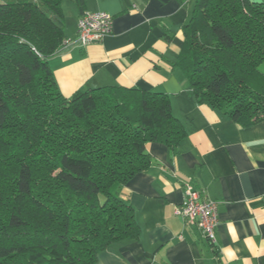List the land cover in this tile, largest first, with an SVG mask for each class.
<instances>
[{
	"label": "trees",
	"instance_id": "obj_1",
	"mask_svg": "<svg viewBox=\"0 0 264 264\" xmlns=\"http://www.w3.org/2000/svg\"><path fill=\"white\" fill-rule=\"evenodd\" d=\"M64 1L0 0V264H96L136 240L124 188L148 143L188 135L164 93L61 94L48 59L67 38ZM185 29L177 65L196 101L242 126L264 118V2L196 0Z\"/></svg>",
	"mask_w": 264,
	"mask_h": 264
},
{
	"label": "crops",
	"instance_id": "obj_2",
	"mask_svg": "<svg viewBox=\"0 0 264 264\" xmlns=\"http://www.w3.org/2000/svg\"><path fill=\"white\" fill-rule=\"evenodd\" d=\"M71 1L63 2L67 38H76L84 12L111 14L113 31L49 57L61 94L107 86L164 93L188 132L177 149L147 144L151 164L121 196L140 235L106 249L96 264H264V118L242 126L196 101L177 65L196 0H87L82 12ZM187 186L217 204L215 245L175 214Z\"/></svg>",
	"mask_w": 264,
	"mask_h": 264
},
{
	"label": "built area",
	"instance_id": "obj_3",
	"mask_svg": "<svg viewBox=\"0 0 264 264\" xmlns=\"http://www.w3.org/2000/svg\"><path fill=\"white\" fill-rule=\"evenodd\" d=\"M112 31L111 14L103 11L84 12L78 19L76 38H65L61 48L72 46L84 48L102 41ZM175 214L181 216L188 224L196 225L211 244H216V228L219 224L217 204L202 199L200 191L187 186L182 206L175 209Z\"/></svg>",
	"mask_w": 264,
	"mask_h": 264
},
{
	"label": "rangeland",
	"instance_id": "obj_4",
	"mask_svg": "<svg viewBox=\"0 0 264 264\" xmlns=\"http://www.w3.org/2000/svg\"><path fill=\"white\" fill-rule=\"evenodd\" d=\"M68 1H71V0H65V2H64V3H65V4H64L65 7L67 6V4H69ZM71 2H72V1H71ZM66 9H67V8H66ZM261 68L264 70V66L261 67Z\"/></svg>",
	"mask_w": 264,
	"mask_h": 264
}]
</instances>
